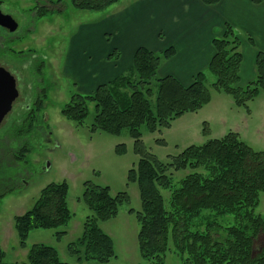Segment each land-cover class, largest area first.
I'll return each instance as SVG.
<instances>
[{
	"label": "trees",
	"instance_id": "1",
	"mask_svg": "<svg viewBox=\"0 0 264 264\" xmlns=\"http://www.w3.org/2000/svg\"><path fill=\"white\" fill-rule=\"evenodd\" d=\"M120 1L72 0V3L77 9L99 12ZM201 1L215 5L220 0ZM59 5L61 0H49L47 5L35 7L36 15L44 17L48 9ZM240 44L237 31L226 24L223 34L213 40L214 55L207 70L214 77L211 85L215 91L232 96L237 106H247L264 91V51L257 55L255 79L241 86L243 54ZM175 52L173 47L163 52L139 47L128 71L101 84L92 94L75 93L63 107L62 114L83 124L88 116V103L94 102L96 114L92 130L120 135L128 129L134 138L135 152L140 159L129 171L128 179L139 186L142 210L137 213L140 223L138 244L141 256L150 262L148 264H165L171 239L182 256L181 264H264V215L255 212L264 191V151L255 150L241 139L239 133L230 131L202 145L188 146L165 164L147 151L142 140L143 126L150 132L170 127L175 119L198 112L212 99L204 71L189 85L171 75L157 76L163 59L170 58ZM43 103L33 112L35 120L27 118L24 124L15 128V139L22 138L26 142L35 128ZM27 151L28 142L20 150L13 149L11 166L21 163ZM117 151L123 153L125 147L118 146ZM171 169L191 170L175 189H172L173 179L168 173ZM7 177V169H0V184L8 182ZM17 178L16 172L12 179ZM162 189L171 190L168 205ZM67 195L65 181L51 183L41 190L30 210L15 217L22 247H27L32 230L68 225L73 213ZM83 201L92 215L85 219L81 236L69 244V252L79 261L109 263L116 257L115 245L99 226V221L116 217L121 204L128 203L130 196L121 192L113 197L108 186L88 181ZM206 211L207 215L204 214ZM229 215L234 216V223L224 225L219 221ZM65 233L59 231L57 237L61 238ZM5 255L0 246V264H67L55 247L46 244L33 245L27 262H6Z\"/></svg>",
	"mask_w": 264,
	"mask_h": 264
},
{
	"label": "rangeland",
	"instance_id": "2",
	"mask_svg": "<svg viewBox=\"0 0 264 264\" xmlns=\"http://www.w3.org/2000/svg\"><path fill=\"white\" fill-rule=\"evenodd\" d=\"M47 1L0 0V11L11 15L17 22V30L10 33L16 37L5 42L9 60L17 61L20 54H26L22 59L33 63L32 72L38 59L42 58L44 64L38 76L45 80L40 83V87L48 90L45 106L38 114L39 133L30 135L26 142L22 138L17 140L19 144L14 142L13 132L19 126L16 109L9 112L0 127V169H7L9 177L6 179H9L8 182L0 184V193L11 188L12 177L17 171L23 172L24 169L29 172V182H26L24 189L8 192L0 198V246L6 253L5 261L27 262L33 245L46 244L55 247L61 260L67 264H148L150 262L142 258L138 244L140 223L137 213L142 210L139 186L128 179L129 171L137 166L140 159L135 152L134 138L128 129H124L120 135L92 130L96 114L94 102L88 103V116L83 124L71 121L62 114L63 107L75 93H93L89 88L81 87L70 73L66 75L68 68L72 72L71 57L69 60L67 58L73 36L80 32L82 26L99 22L106 12L80 10L73 6L72 0H61V5L50 6L44 17L37 16L35 7L47 5ZM3 30L6 31L0 26V35H3ZM30 54H34L35 62ZM117 54L109 58L116 59ZM164 63L165 59L161 65ZM204 72L209 79L208 86L212 94L210 103L214 101L212 105L195 113H187L175 119L170 127H161L156 132L148 131L145 126L141 128L147 151L165 164L190 145H202L209 139L221 138L236 130L252 148L264 151V91L249 101L247 106H237L232 96L214 90L211 85L214 77L208 70L204 69ZM27 73L25 77L29 79ZM157 76L162 77L160 73ZM27 142L29 151L24 160L11 166L14 161L10 153L16 147L20 150ZM121 145L125 147L123 153L117 151ZM190 172V169L169 170L174 184L172 189L179 187L181 180ZM64 181L68 185L67 201L73 213L71 221L64 227L32 230L27 247H22L15 217L34 206L44 187ZM88 181L108 186L113 197L121 192H127L130 196L128 203L121 204L116 217L99 221V226L113 239L115 245L116 257L109 263L79 261L68 249L69 244L81 236L87 216L92 215L83 201L85 183ZM162 193L168 205L171 190L162 189ZM255 212L264 215V191L261 192L260 204ZM204 214L207 215V211ZM233 217L229 215L219 221L224 225L232 224ZM59 231L66 233L58 238ZM181 259L171 239L165 264H181Z\"/></svg>",
	"mask_w": 264,
	"mask_h": 264
},
{
	"label": "crops",
	"instance_id": "3",
	"mask_svg": "<svg viewBox=\"0 0 264 264\" xmlns=\"http://www.w3.org/2000/svg\"><path fill=\"white\" fill-rule=\"evenodd\" d=\"M103 11L99 22L82 26L73 36L67 58L71 57L72 72L67 63L66 75L92 92L128 71L139 47L154 52L175 48L158 72L189 85L207 70L213 40L223 34L226 24L241 39L240 85L256 77L257 55L264 51V0H220L215 5L201 0H121ZM116 52V59L109 58Z\"/></svg>",
	"mask_w": 264,
	"mask_h": 264
},
{
	"label": "flooded vegetation",
	"instance_id": "4",
	"mask_svg": "<svg viewBox=\"0 0 264 264\" xmlns=\"http://www.w3.org/2000/svg\"><path fill=\"white\" fill-rule=\"evenodd\" d=\"M10 33L11 32H7V31L4 32L3 30V35H0V78L3 77L8 80L6 74H10L15 79V85L18 90V96L13 101L11 110L13 109L17 110V116L19 118H17L16 122H18L19 125H22L27 121L26 120L27 118L35 120L36 116L35 114H33V112L36 108H40L39 107L40 103L44 102L43 107L45 106V97H47L48 90L45 87L43 88L40 87V83L44 82L45 80V78H41L38 76L40 72H42L41 68L44 64V60L42 58L38 59V63L36 64L32 72H30V69H31V66H33V63L27 62L25 59L24 60L22 59L24 56H26V54L24 55L20 54L19 57L17 58L18 59L17 61L9 60V52H6L8 49H6L7 47H5V42L10 41L11 39H14L16 37L14 35H10ZM30 55H32L33 61L35 62L34 54H30ZM11 59H14V58H11ZM25 73H27V76L30 77L29 79L25 77ZM27 82H29L28 85H27ZM9 112L4 117L0 127L2 126ZM39 127L40 125H38L37 122H35V128L28 135L27 140L29 139L30 135H35L39 133ZM15 138L16 137H14V142L20 141V139L18 140ZM17 175H18V178L12 179L13 182L11 184V188L7 189L6 193H8V191L9 192H12V191L20 192L22 189H24V186L27 185L26 182H29L27 181V177L29 176L28 171L24 169H23V172L17 171ZM6 193L5 191L1 192L0 198L6 195Z\"/></svg>",
	"mask_w": 264,
	"mask_h": 264
},
{
	"label": "water",
	"instance_id": "5",
	"mask_svg": "<svg viewBox=\"0 0 264 264\" xmlns=\"http://www.w3.org/2000/svg\"><path fill=\"white\" fill-rule=\"evenodd\" d=\"M0 26L8 32L17 30L15 19L2 11H0ZM6 75L8 80L3 77L0 78V125L7 113L11 111L13 101L18 96L15 79L10 74Z\"/></svg>",
	"mask_w": 264,
	"mask_h": 264
}]
</instances>
